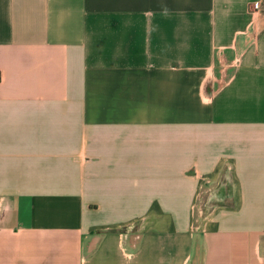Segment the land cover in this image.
<instances>
[{"label": "crops", "instance_id": "0c3cea01", "mask_svg": "<svg viewBox=\"0 0 264 264\" xmlns=\"http://www.w3.org/2000/svg\"><path fill=\"white\" fill-rule=\"evenodd\" d=\"M254 1L0 0V264H264Z\"/></svg>", "mask_w": 264, "mask_h": 264}, {"label": "rangeland", "instance_id": "374dc122", "mask_svg": "<svg viewBox=\"0 0 264 264\" xmlns=\"http://www.w3.org/2000/svg\"><path fill=\"white\" fill-rule=\"evenodd\" d=\"M256 17L258 19L256 21L258 28L263 27L264 26V4L262 6L260 5V7L255 10V19H256ZM222 185L223 186L221 188L224 190V192L229 191V186L227 183H223ZM220 198H222V197H219V199Z\"/></svg>", "mask_w": 264, "mask_h": 264}, {"label": "built area", "instance_id": "2783aa9c", "mask_svg": "<svg viewBox=\"0 0 264 264\" xmlns=\"http://www.w3.org/2000/svg\"><path fill=\"white\" fill-rule=\"evenodd\" d=\"M253 8L258 9L260 7V1L256 0L252 4Z\"/></svg>", "mask_w": 264, "mask_h": 264}]
</instances>
